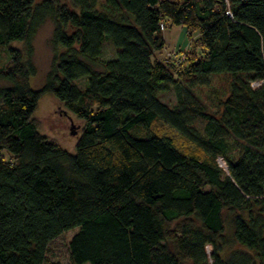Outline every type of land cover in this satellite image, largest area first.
<instances>
[{
  "label": "trees",
  "instance_id": "trees-1",
  "mask_svg": "<svg viewBox=\"0 0 264 264\" xmlns=\"http://www.w3.org/2000/svg\"><path fill=\"white\" fill-rule=\"evenodd\" d=\"M168 22L198 33L179 65L154 59ZM45 94L81 124L74 153L35 117ZM73 230L70 264H264V0H0V264H61Z\"/></svg>",
  "mask_w": 264,
  "mask_h": 264
},
{
  "label": "rangeland",
  "instance_id": "rangeland-1",
  "mask_svg": "<svg viewBox=\"0 0 264 264\" xmlns=\"http://www.w3.org/2000/svg\"><path fill=\"white\" fill-rule=\"evenodd\" d=\"M54 24L51 20L39 29L34 40V55L33 63L37 70V74L31 79V86L33 89L41 88L45 82L47 75L52 69L56 50L52 42ZM164 38H167L166 46L162 51L155 54V60H160L165 63L172 62L175 65L183 62L186 57V52L191 48L195 39L198 38V33L189 37L186 29L183 26L172 25L170 22L164 25L162 30ZM14 47L20 48V43H14ZM115 50L110 44H106L102 59L107 60L113 58ZM83 85V81L82 84ZM228 90V79L226 76H217L212 78L211 86L204 89L205 102L209 103L214 108L216 103V94L225 97ZM161 99L165 103H174L176 100L174 92H169L161 95ZM212 100V101H211ZM35 117L41 122L43 133L48 140L55 142L59 147L69 151L75 152V145L78 136L71 135V127L75 126V130L81 131L80 122L71 117L65 112V109L56 101V99L45 94L40 98L38 109ZM2 155L9 158L10 154L3 151ZM222 167L226 168L224 161H220ZM76 233V230L66 232L60 237L53 240L49 245L48 258L50 261L61 264H70V248L69 243ZM209 252L211 248L208 247Z\"/></svg>",
  "mask_w": 264,
  "mask_h": 264
},
{
  "label": "water",
  "instance_id": "water-1",
  "mask_svg": "<svg viewBox=\"0 0 264 264\" xmlns=\"http://www.w3.org/2000/svg\"><path fill=\"white\" fill-rule=\"evenodd\" d=\"M77 134H78V131L75 130V126H72V127H71V135H72V136H76Z\"/></svg>",
  "mask_w": 264,
  "mask_h": 264
},
{
  "label": "built area",
  "instance_id": "built-area-1",
  "mask_svg": "<svg viewBox=\"0 0 264 264\" xmlns=\"http://www.w3.org/2000/svg\"><path fill=\"white\" fill-rule=\"evenodd\" d=\"M164 29V25H162V30Z\"/></svg>",
  "mask_w": 264,
  "mask_h": 264
},
{
  "label": "crops",
  "instance_id": "crops-1",
  "mask_svg": "<svg viewBox=\"0 0 264 264\" xmlns=\"http://www.w3.org/2000/svg\"><path fill=\"white\" fill-rule=\"evenodd\" d=\"M165 41L167 42V38L165 37Z\"/></svg>",
  "mask_w": 264,
  "mask_h": 264
}]
</instances>
